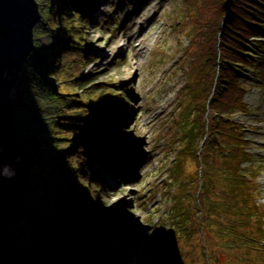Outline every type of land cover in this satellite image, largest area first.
<instances>
[{
	"label": "trees",
	"instance_id": "obj_1",
	"mask_svg": "<svg viewBox=\"0 0 264 264\" xmlns=\"http://www.w3.org/2000/svg\"><path fill=\"white\" fill-rule=\"evenodd\" d=\"M82 1L63 3L66 14L59 26L62 49H56L35 39L49 31L59 3L37 0L40 19L33 29V51L24 61L11 93L12 123L22 140L29 178L17 220L0 251V264H118L122 248L132 241V227L136 226L105 220L109 217L101 220L96 215L104 216L106 210L100 190L105 176L117 183L121 158L130 159V153L114 139L120 135L116 119L104 114L115 99L111 80L99 82L75 74L88 55L74 46L81 38L68 18L72 10L84 6ZM185 21L193 33L189 36L186 32L192 39L187 50L188 85L178 97L176 108L181 118L175 135L181 133V144L177 146L175 162L181 159L175 164L174 176L193 162L199 167L200 179L205 155L221 146L227 156L235 158L238 172L248 173L241 179L245 187L248 181L244 177H255L252 167L239 166L247 157V141L239 133L243 127L226 118L247 111L238 69L264 67L262 59H258V52L264 49V40H260L264 37V0H199L197 11ZM56 59L62 63L60 67L52 63ZM59 71V82L55 84L53 76H58ZM72 74L75 75L71 77ZM93 82L96 85L87 92L75 90L83 99L78 101L71 89ZM62 92L69 95L62 96ZM93 99L94 104H89ZM49 138L52 142L47 141ZM73 146L77 152L68 166L63 159L71 156ZM95 164L102 170L96 171ZM199 184L203 185L202 180ZM108 185L106 194L116 190L113 184ZM246 188L253 191L251 186ZM115 217L128 220L125 211Z\"/></svg>",
	"mask_w": 264,
	"mask_h": 264
},
{
	"label": "rangeland",
	"instance_id": "obj_2",
	"mask_svg": "<svg viewBox=\"0 0 264 264\" xmlns=\"http://www.w3.org/2000/svg\"><path fill=\"white\" fill-rule=\"evenodd\" d=\"M56 1L58 14L52 18L49 31L36 36L35 42L49 40L56 49H62L59 26L66 14L62 11L63 3L70 0ZM87 1L92 9L98 8L97 13L81 7L72 10L68 18L81 38L74 46L88 55L75 74L99 82L111 80L115 99L104 114L114 116L120 133L114 139L122 142V147L133 156L128 164L121 158L117 183L105 176L100 190L106 210L104 216L97 213V217L101 220L109 217L105 220L122 221L124 225L136 224L133 233L148 236L151 232L147 247L153 250L161 244L157 259L170 264H264V68L242 69L250 77L239 80L247 111L226 118L244 128L239 133L247 141L244 145L247 157L239 166L252 167L255 177L249 180L244 177L248 183L245 187L241 185L242 175L248 173L238 172L235 158L227 156L226 149L218 146L216 152L205 155L200 179L199 167L191 161L174 176L180 157L169 180L178 153L176 147L181 144V133L175 135L181 118L176 111L178 97H182L188 85L187 50L192 38L187 33L190 36L193 32L187 29L185 19L189 20L197 11L199 0H91L90 4ZM258 53V59L264 60V49ZM61 56L62 53L58 57ZM56 60L52 63L60 67L62 63ZM59 74L60 71L53 76L55 84L59 82ZM92 85L96 83L71 90L78 95V101H83L75 90L86 91ZM63 95L67 97L69 93L62 92ZM13 103L11 98L12 115ZM89 104L93 105L94 99ZM71 148V156H64V164L76 155L77 148ZM93 167L102 170L98 164ZM108 184H113L116 190L106 194ZM34 194L37 196L38 192L35 190ZM40 209L48 215L45 209ZM124 211L128 220H116L115 214ZM136 243L135 240L128 244L129 249L122 246L124 255L130 259L127 264H142L136 262L142 243L135 248ZM152 250L146 252L144 248L146 254Z\"/></svg>",
	"mask_w": 264,
	"mask_h": 264
},
{
	"label": "water",
	"instance_id": "obj_3",
	"mask_svg": "<svg viewBox=\"0 0 264 264\" xmlns=\"http://www.w3.org/2000/svg\"><path fill=\"white\" fill-rule=\"evenodd\" d=\"M40 19L36 0H0V251L19 213L29 169L13 127L11 93L33 51Z\"/></svg>",
	"mask_w": 264,
	"mask_h": 264
},
{
	"label": "bare ground",
	"instance_id": "obj_4",
	"mask_svg": "<svg viewBox=\"0 0 264 264\" xmlns=\"http://www.w3.org/2000/svg\"><path fill=\"white\" fill-rule=\"evenodd\" d=\"M97 9L98 8H94V9H92V11L93 12H97ZM88 10V12H90L91 10H90V8H88L87 9ZM145 31L144 30H142V34L144 33ZM48 43H50V41L48 40ZM115 119V118H114ZM127 160H130V159H127ZM137 180V179H136ZM150 225H151V223H150ZM128 262H127V260H124V261H122V260H120V262L118 263V264H127Z\"/></svg>",
	"mask_w": 264,
	"mask_h": 264
}]
</instances>
